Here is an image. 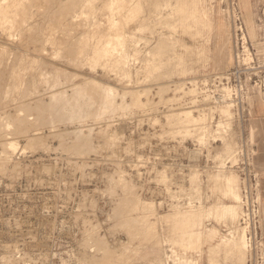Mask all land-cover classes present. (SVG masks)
I'll use <instances>...</instances> for the list:
<instances>
[{"label":"rangeland","instance_id":"rangeland-1","mask_svg":"<svg viewBox=\"0 0 264 264\" xmlns=\"http://www.w3.org/2000/svg\"><path fill=\"white\" fill-rule=\"evenodd\" d=\"M233 66L264 0H0V264H247Z\"/></svg>","mask_w":264,"mask_h":264},{"label":"built area","instance_id":"built-area-1","mask_svg":"<svg viewBox=\"0 0 264 264\" xmlns=\"http://www.w3.org/2000/svg\"><path fill=\"white\" fill-rule=\"evenodd\" d=\"M226 76V91L224 95H213L215 102H228L234 106V115L242 122L243 125L249 122L251 117V105L248 103L247 96L250 89H256L259 92L264 91L263 70H257L255 79L248 78L249 69H238L233 66ZM243 75V77H242ZM231 77L238 81V84L230 83ZM248 81V82H247ZM250 81H252L251 86ZM211 96V95H210ZM224 103V104H225ZM243 134L235 161H226L225 169H232L238 176L240 196H241V216L239 225L244 231L245 245L248 249L247 264H264V212L262 210L260 172L261 167L256 162V146L251 142L248 132L245 128L241 131ZM193 150L198 151L197 148ZM177 151H181L177 149ZM204 158V164L198 165L197 169L206 171L213 169L217 164L207 159V155L200 154ZM159 159V158H157ZM185 159V157H183ZM166 161L165 166L171 167ZM145 164V163H142ZM188 164L180 163L176 169L187 170ZM168 250V249H167ZM169 252V251H168Z\"/></svg>","mask_w":264,"mask_h":264},{"label":"crops","instance_id":"crops-1","mask_svg":"<svg viewBox=\"0 0 264 264\" xmlns=\"http://www.w3.org/2000/svg\"><path fill=\"white\" fill-rule=\"evenodd\" d=\"M255 118H259L258 125V134H255V144H256V152H257V162L261 166V190H262V204L264 206V107H257L255 109ZM227 264H231L227 263Z\"/></svg>","mask_w":264,"mask_h":264},{"label":"bare ground","instance_id":"bare-ground-1","mask_svg":"<svg viewBox=\"0 0 264 264\" xmlns=\"http://www.w3.org/2000/svg\"><path fill=\"white\" fill-rule=\"evenodd\" d=\"M3 33V32H2ZM41 40V39H40ZM38 41V40H37ZM41 43V42H40Z\"/></svg>","mask_w":264,"mask_h":264}]
</instances>
